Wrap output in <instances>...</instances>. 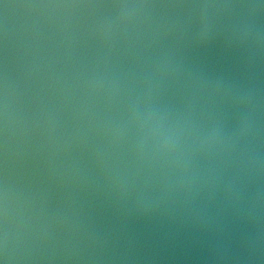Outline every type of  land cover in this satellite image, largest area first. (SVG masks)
Instances as JSON below:
<instances>
[{
	"label": "water",
	"instance_id": "water-1",
	"mask_svg": "<svg viewBox=\"0 0 264 264\" xmlns=\"http://www.w3.org/2000/svg\"><path fill=\"white\" fill-rule=\"evenodd\" d=\"M0 264H264V0H0Z\"/></svg>",
	"mask_w": 264,
	"mask_h": 264
}]
</instances>
